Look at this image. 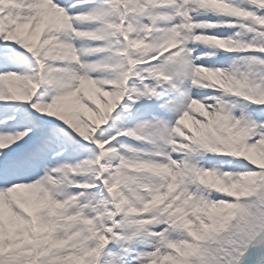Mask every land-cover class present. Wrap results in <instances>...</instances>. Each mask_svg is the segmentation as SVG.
Segmentation results:
<instances>
[{
    "label": "snow or ice",
    "instance_id": "1",
    "mask_svg": "<svg viewBox=\"0 0 264 264\" xmlns=\"http://www.w3.org/2000/svg\"><path fill=\"white\" fill-rule=\"evenodd\" d=\"M0 264H264V0H0Z\"/></svg>",
    "mask_w": 264,
    "mask_h": 264
}]
</instances>
